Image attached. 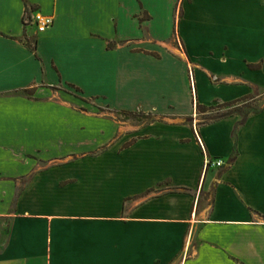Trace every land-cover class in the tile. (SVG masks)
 <instances>
[{
	"label": "crops",
	"instance_id": "crops-1",
	"mask_svg": "<svg viewBox=\"0 0 264 264\" xmlns=\"http://www.w3.org/2000/svg\"><path fill=\"white\" fill-rule=\"evenodd\" d=\"M175 33L196 111L263 83L264 0H0V264H264V109L237 136L240 115L129 131L81 110L135 108L144 44Z\"/></svg>",
	"mask_w": 264,
	"mask_h": 264
},
{
	"label": "rangeland",
	"instance_id": "rangeland-1",
	"mask_svg": "<svg viewBox=\"0 0 264 264\" xmlns=\"http://www.w3.org/2000/svg\"><path fill=\"white\" fill-rule=\"evenodd\" d=\"M144 46L146 51L151 54H143L147 70L142 74V83L136 96L137 106L133 109L118 108L105 101L96 102L94 99L89 100L94 108L86 105L82 106L81 110H92L94 113L104 116V119L109 120V123L116 128L126 127L129 131L143 128L149 123L188 125V121L191 119H193L194 125L197 122L199 125L205 116L196 111L195 83L197 89V82L194 83L197 81L196 65L184 51L185 47L178 34L175 33L170 38L153 39L152 44L148 42ZM212 81L216 84L223 82L221 78L215 76ZM260 82L263 83L253 92L252 98L242 101L231 109L223 108L221 112L238 111L241 113L240 118L242 119L246 113L262 109L264 107V74L261 75ZM71 90L75 95L81 97L78 91ZM207 115H211V113ZM117 137L118 133L115 135L116 139ZM107 148L117 152V148L113 145ZM133 156L132 153H129L121 158ZM111 159L116 160V158ZM211 184L212 182L207 180L205 187L207 205L213 199Z\"/></svg>",
	"mask_w": 264,
	"mask_h": 264
},
{
	"label": "trees",
	"instance_id": "trees-1",
	"mask_svg": "<svg viewBox=\"0 0 264 264\" xmlns=\"http://www.w3.org/2000/svg\"><path fill=\"white\" fill-rule=\"evenodd\" d=\"M31 12V9L30 7L27 6V13L29 14ZM249 67L253 70H259L261 69L262 65L261 64H249ZM77 90H79L77 88ZM31 90H27L26 93L28 94H31ZM249 98H252V94L251 95H247V96H244V97H241L239 99H236V100H233V101H230V102H226V103H223V104H218V105H203V104H198L197 105V111L200 115H203L205 116L203 118V120L200 122V124H211V123H214V122H217V121H220V120H223L225 118H228V117H231V116H234V115H240L241 116V113H239L238 111H228V112H225V113H222L221 110L223 108H232V107H235L237 106L239 103H241L242 101L246 100V99H249ZM264 109V107L262 109H259V110H255V111H252V112H248L246 113L245 115L242 116V119L238 122L235 130H234V134L235 136H237L238 134V129L243 126L244 124L247 123L248 119L252 116V115H256V114H259L262 112V110ZM211 115H207V114H210ZM131 114H134V113H131ZM151 124V123H149ZM239 154V151H238V148H237V144L235 146V149H234V152H233V155L232 157L230 158V162H234L235 159L237 158ZM151 191V190H150Z\"/></svg>",
	"mask_w": 264,
	"mask_h": 264
},
{
	"label": "built area",
	"instance_id": "built-area-1",
	"mask_svg": "<svg viewBox=\"0 0 264 264\" xmlns=\"http://www.w3.org/2000/svg\"><path fill=\"white\" fill-rule=\"evenodd\" d=\"M25 23L27 25L33 24L36 26L39 33L45 32L47 29L51 28L54 24V18L50 16H45L37 11H32L26 14ZM226 162L222 159L216 161H207L206 170L208 165H214L216 167H223Z\"/></svg>",
	"mask_w": 264,
	"mask_h": 264
}]
</instances>
